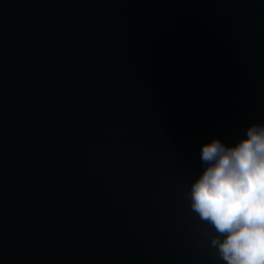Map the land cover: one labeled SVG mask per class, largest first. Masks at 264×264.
I'll return each mask as SVG.
<instances>
[{
    "label": "water",
    "instance_id": "95a60500",
    "mask_svg": "<svg viewBox=\"0 0 264 264\" xmlns=\"http://www.w3.org/2000/svg\"><path fill=\"white\" fill-rule=\"evenodd\" d=\"M252 123L264 0H0V264H225L186 193Z\"/></svg>",
    "mask_w": 264,
    "mask_h": 264
},
{
    "label": "clouds",
    "instance_id": "9594fccd",
    "mask_svg": "<svg viewBox=\"0 0 264 264\" xmlns=\"http://www.w3.org/2000/svg\"><path fill=\"white\" fill-rule=\"evenodd\" d=\"M245 131L235 145L202 146L203 170L186 193L225 264H264V123Z\"/></svg>",
    "mask_w": 264,
    "mask_h": 264
}]
</instances>
